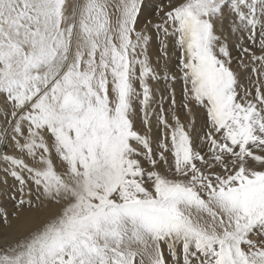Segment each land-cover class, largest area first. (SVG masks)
<instances>
[{"label":"snow or ice","instance_id":"1","mask_svg":"<svg viewBox=\"0 0 264 264\" xmlns=\"http://www.w3.org/2000/svg\"><path fill=\"white\" fill-rule=\"evenodd\" d=\"M140 8L0 0V183L19 193L0 210V264H264V0H168L137 30ZM233 37L254 41L235 45L248 86ZM161 79L182 80L200 131L170 86V107L152 109Z\"/></svg>","mask_w":264,"mask_h":264},{"label":"bare ground","instance_id":"2","mask_svg":"<svg viewBox=\"0 0 264 264\" xmlns=\"http://www.w3.org/2000/svg\"><path fill=\"white\" fill-rule=\"evenodd\" d=\"M168 0H141V8L138 13L137 17V24L136 28L137 30H140L144 28L145 24L151 20L153 24L158 23V17H157V8L161 4L167 3ZM162 15V14H161ZM148 34L153 37L152 41L150 42L149 46V54L152 57V61L155 64L156 58L160 55L159 53V40L156 39V30L154 27L149 25L148 27ZM259 36V35H257ZM248 40L242 39L237 41L235 37H233L231 45H230V51L233 57L232 61V68L234 71L237 72L239 78L242 77L243 73L246 72V68L241 67L238 64V58L235 59V45L238 43H246ZM180 57V50L177 46L174 45L172 38H169V59H168V65L170 66L173 73H175L177 76H179V72L176 71V65L179 61ZM178 58V60H176ZM245 63L252 66V64L249 62L248 58L245 57ZM161 65H163V60H161ZM257 67H259V64H256ZM249 67V66H248ZM241 79V78H240ZM243 82V81H242ZM149 83L152 85L154 99L152 102V109L159 110L158 105L160 103L165 104L166 100L169 99V92L166 91V86H170L174 88L175 90V99H176V105L174 106V111L180 116L181 120L185 122L186 125L191 124L192 127H194L197 131H200L202 126L205 123L206 116L204 115V110L202 108L194 106L192 109V116L188 115L187 109L181 107L180 99L183 98V94L181 88H183L182 80L177 79L176 81H164L163 79L159 81H149ZM244 83V82H243ZM244 85V84H242ZM161 96L164 97L163 101H161ZM168 103V100L166 104ZM134 106L137 109V119H136V127L143 132L144 128L141 124V116L142 113L139 111L140 105L138 102L134 103ZM170 107V103L166 108L168 109ZM194 117V120H193ZM169 121H171V116L169 115ZM152 138H153V147L155 148V140L157 137H159L163 131V129L156 127V121L155 117L152 118ZM195 145H199V140L196 139V133H193ZM0 150L2 151H10V149L7 148L6 145H0ZM206 151V149H204ZM145 167L147 168L148 165L145 164ZM4 176V173L0 172V178ZM8 183L7 185L0 183V210L6 211L9 213V215L14 211V202L11 199V196L13 194L19 196L18 192H15L14 185L15 181L8 177ZM57 205H50V212H55L57 210ZM0 243H3V238L0 237ZM164 249L165 256L168 255L167 247L166 245H162Z\"/></svg>","mask_w":264,"mask_h":264},{"label":"rangeland","instance_id":"3","mask_svg":"<svg viewBox=\"0 0 264 264\" xmlns=\"http://www.w3.org/2000/svg\"><path fill=\"white\" fill-rule=\"evenodd\" d=\"M245 40H246V39H245ZM258 40H259V36H257V38H256V41H257V42H258ZM239 44H242V45L245 46V47H252L253 44H254V41L248 40V42H246L245 44H244V43H239ZM235 54H236L235 59H236L237 57L240 56V52H239V50H238L237 47H235ZM176 60H178V58H177ZM248 66H249V67H247V68L245 69L246 72L243 73L242 77H240V78H241V79H240V83H241V84H244V86H248V85L250 84V79H249V78H254V76H255V73L252 72V66H250V65H248ZM256 67H257V66H256ZM242 81H243L244 83H243ZM182 83H183V82H182ZM181 90H183V88H181ZM182 96H183V95H182ZM167 100H168V103L166 104ZM167 100H166V102H165V104H164V108H165V109H167L166 106H168L169 103H170L169 99H167ZM180 101H183V98H181ZM204 115H205V113H204ZM201 134H202V133H201ZM199 143H200V141H199ZM205 149H206V148H205Z\"/></svg>","mask_w":264,"mask_h":264}]
</instances>
